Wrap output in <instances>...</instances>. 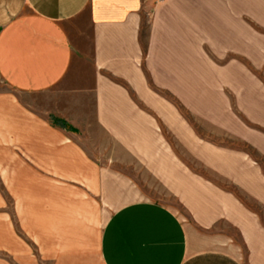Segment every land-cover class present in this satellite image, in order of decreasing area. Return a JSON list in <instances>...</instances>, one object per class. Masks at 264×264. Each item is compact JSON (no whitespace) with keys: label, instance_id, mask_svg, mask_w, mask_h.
Returning a JSON list of instances; mask_svg holds the SVG:
<instances>
[{"label":"crops","instance_id":"0c3cea01","mask_svg":"<svg viewBox=\"0 0 264 264\" xmlns=\"http://www.w3.org/2000/svg\"><path fill=\"white\" fill-rule=\"evenodd\" d=\"M240 53L264 0H0V264H264L263 165L189 118L264 154Z\"/></svg>","mask_w":264,"mask_h":264},{"label":"rangeland","instance_id":"374dc122","mask_svg":"<svg viewBox=\"0 0 264 264\" xmlns=\"http://www.w3.org/2000/svg\"><path fill=\"white\" fill-rule=\"evenodd\" d=\"M227 57L224 58L226 60ZM240 59H241V75L244 77H249L251 80L248 84H242L241 83V90L240 92H245L244 89L247 88V92L249 89V99L248 98H243L241 99L239 103V108L243 107H259L263 108L264 107V66H256L254 65V60L249 59L248 57L242 55L240 53ZM259 60H256L258 62ZM256 81L260 80L259 82ZM254 79V80H253ZM255 96V99L252 100V96ZM237 101L234 100L231 106L235 109H238L236 105ZM181 108V107H180ZM183 111L184 108H182ZM186 112V111H185ZM190 120L195 124L199 129L203 131H208L210 134L213 136L218 135L217 138H219V141H216L217 144L219 145H224L228 146L229 148L231 147L234 150H239L242 152L244 155H248L252 158H255L256 160L261 162L263 165V170H264V154L260 152L259 150L252 148L246 144V141L233 137L224 133H215L213 130L215 127L211 125L210 123H205L203 121L198 120L194 116L189 115ZM245 118V117H242ZM251 125H256L259 126L258 122H251L249 121ZM208 133V134H209ZM210 137V136H209ZM210 138H215V137H210ZM182 152V149H180ZM186 158H189V156L185 153ZM190 161L197 167L198 170L203 171L204 173H208L211 176H214L217 181L221 182L224 185L230 184V181L223 178L222 176H219L217 173H213L210 169H206L201 165L198 161L193 160L192 158ZM137 195L140 197H150L152 199H156L159 201H164L169 203L170 205L173 206L177 210V212L180 214L183 209L178 201H176L175 196L169 193L166 188L162 187V184H160L159 181H139V185L137 187Z\"/></svg>","mask_w":264,"mask_h":264}]
</instances>
